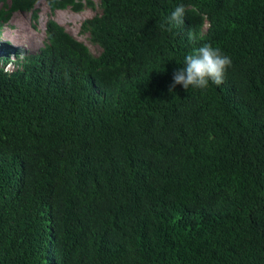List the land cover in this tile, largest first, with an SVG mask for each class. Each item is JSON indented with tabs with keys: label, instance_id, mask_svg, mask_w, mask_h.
Masks as SVG:
<instances>
[{
	"label": "trees",
	"instance_id": "obj_1",
	"mask_svg": "<svg viewBox=\"0 0 264 264\" xmlns=\"http://www.w3.org/2000/svg\"><path fill=\"white\" fill-rule=\"evenodd\" d=\"M101 7L98 56L50 22L0 70V264H264V0ZM205 43L223 83L171 88Z\"/></svg>",
	"mask_w": 264,
	"mask_h": 264
},
{
	"label": "clouds",
	"instance_id": "obj_2",
	"mask_svg": "<svg viewBox=\"0 0 264 264\" xmlns=\"http://www.w3.org/2000/svg\"><path fill=\"white\" fill-rule=\"evenodd\" d=\"M63 1L64 0H0V70L5 74L13 75L16 71L22 69V64L25 63L29 56L39 54L48 44L47 29L50 22H55L73 37L66 28L60 24L61 19H57L58 15L62 16L64 14L63 12H68L71 13L72 16H76L88 9L92 11L96 9L94 0H92L95 3L94 10L87 8L81 12L74 11L73 6L70 5L67 7H60ZM75 1L87 2V0ZM101 4L102 0H100L101 13L99 15L103 13ZM45 10L49 11L48 19L47 17L46 19L42 17ZM187 11L188 9L183 4L176 6L171 13L169 22L183 24ZM87 20H85V22ZM85 22L82 23L81 33H84L82 29ZM19 23L22 25L21 28L17 29ZM27 25H30L34 31L42 29L43 37L45 34L44 46L37 52H29L38 47L35 46V42L26 44L21 41L24 35L23 31L25 30L36 36V34L28 29ZM6 28L12 30L17 29V32L20 31L16 44L6 42ZM87 34L90 35L91 39V34L89 32ZM73 38L76 39L75 37ZM3 39H5V41H3ZM189 39H195V37L190 33ZM231 64V58L224 55L218 47H213L211 44L205 43L195 48L184 57V67L174 72L171 88H175L176 85H182L185 90L190 86L196 89H206L210 81L216 85H220L223 83L227 69L231 67Z\"/></svg>",
	"mask_w": 264,
	"mask_h": 264
},
{
	"label": "rangeland",
	"instance_id": "obj_3",
	"mask_svg": "<svg viewBox=\"0 0 264 264\" xmlns=\"http://www.w3.org/2000/svg\"><path fill=\"white\" fill-rule=\"evenodd\" d=\"M94 2L96 3V9L94 11L92 10H86L85 12L76 15V16H72L71 13L68 12H63L64 14L62 16L57 17L58 20H60V24L62 26H64L66 28V30L73 36L75 37L78 41L84 43L91 51L92 54L98 56L99 54H101V48L94 45L91 42L90 39V35L87 33H81V27H82V23L85 22V20L87 19H91L93 17H95L96 15H99L101 13V9H100V0H94ZM49 16V11L45 10L43 12V19H48ZM21 23L18 24V28H21ZM28 29H30V31H32L34 34H36V36H34L33 34H31L29 31H23L24 35L21 38V41L26 43V44H30L31 42H35V46H38L36 49L29 51V52H37L39 51V49H41L44 46L45 43V34L43 37V32L42 29L41 30H37L34 31L30 25H27ZM17 29L12 30L10 28H6L5 29V37L7 38L6 42H10V43H17V39L19 37V32H17ZM39 33V34H38ZM4 37V38H5ZM3 41H5V39H3Z\"/></svg>",
	"mask_w": 264,
	"mask_h": 264
}]
</instances>
